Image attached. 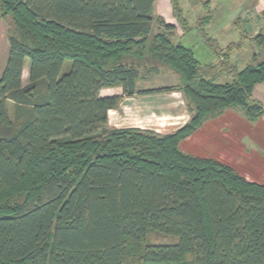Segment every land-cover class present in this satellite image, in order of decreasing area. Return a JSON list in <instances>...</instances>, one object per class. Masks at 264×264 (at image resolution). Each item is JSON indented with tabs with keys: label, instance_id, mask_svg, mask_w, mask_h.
Wrapping results in <instances>:
<instances>
[{
	"label": "trees",
	"instance_id": "obj_1",
	"mask_svg": "<svg viewBox=\"0 0 264 264\" xmlns=\"http://www.w3.org/2000/svg\"><path fill=\"white\" fill-rule=\"evenodd\" d=\"M154 2L0 0V18L10 19L0 76V264H264V185L179 148L225 110L264 117L251 96L264 61L237 68L230 56L250 34L220 47L207 32L212 15L190 25L180 0H170V23L153 17ZM176 24L198 31L216 62L174 42ZM251 39L264 49L263 32ZM146 62L169 67L179 85L137 89ZM115 87L122 96H100ZM174 91L189 115L174 132L108 127L124 96Z\"/></svg>",
	"mask_w": 264,
	"mask_h": 264
},
{
	"label": "crops",
	"instance_id": "obj_2",
	"mask_svg": "<svg viewBox=\"0 0 264 264\" xmlns=\"http://www.w3.org/2000/svg\"><path fill=\"white\" fill-rule=\"evenodd\" d=\"M220 12L221 8H214L211 10L213 20L207 23L206 28L209 36L215 38L220 47H226L227 45L234 43L228 42L230 40H227L228 32L224 33L220 29L212 31L213 27H216V24L222 26V28L225 27V25H221V20V24L216 23L215 21L217 14ZM259 12L263 13L264 8H261L258 13ZM223 18L226 19L225 16ZM226 27L228 28V26ZM176 28L179 29L177 24ZM219 33L223 34L224 38H220L218 36ZM255 33L256 31L253 32V34ZM253 36L254 35L251 34L250 37L245 39L242 48L240 50H234L230 58L241 53L243 50L245 51V49L249 47L251 48L252 52L250 56L247 57V61L248 64H250L253 57L256 56V47L253 46L254 43L251 39ZM178 37L181 38L178 41H180L182 45L191 48L193 51V46H198L199 40L200 43L205 47L198 35V32L195 30L187 34H185L182 30L180 31ZM217 37L224 41L225 44L220 43ZM197 38L198 41H196ZM259 48L263 49L262 47ZM202 53L208 54V58L210 60L208 63L216 62L215 56L206 47ZM7 57L8 48L6 29L2 28L1 26L0 75L5 67ZM28 71L29 63H27L25 60L22 70L23 86L28 83ZM139 73L141 78H146V73L151 74L152 72L148 73L146 68L144 71L145 75L141 76L140 69ZM26 74L27 80H24V75ZM221 81H229V78H222ZM113 89H115V94H109V92H107ZM137 89L146 90L141 89V87L138 86V82ZM99 94L101 97L123 95L122 89L120 87L103 89ZM251 96L253 99L260 102L264 107V82L257 83L253 86ZM9 106L12 107L11 105ZM111 111H115V128H138L143 130H151L160 134L171 132L183 126L189 119V115L186 111L181 94L177 91L170 93L146 94L141 96H124L118 108L115 110H110L108 113L111 114ZM131 113H133L134 116H131ZM120 114L123 115L121 116ZM179 148L184 153L194 157L214 159L221 164L232 168L245 180L264 185V117H260L256 121L250 122L240 111L236 109L225 110L219 116L204 122L198 129L183 139L179 143Z\"/></svg>",
	"mask_w": 264,
	"mask_h": 264
},
{
	"label": "rangeland",
	"instance_id": "obj_3",
	"mask_svg": "<svg viewBox=\"0 0 264 264\" xmlns=\"http://www.w3.org/2000/svg\"><path fill=\"white\" fill-rule=\"evenodd\" d=\"M180 3L183 8V11H185L184 12L185 18L187 19L188 23L193 26L195 25L196 21L199 18L212 15L211 13L212 9L221 8V12L217 14V18H215V21L216 23H220L221 20L222 24L221 23L220 24L223 26L225 25V27L222 28V26L216 24V27H213L212 31L220 29L224 33L228 32L229 37L227 36V40L230 39L228 42L237 43L238 41H240L243 35L249 36V34L250 35L252 34L255 36L258 32L264 33V13L261 12L258 13V11L261 8H264V0H180ZM171 9L172 8H171L170 0H155L152 15L153 17L162 16L166 21L175 22L170 14ZM224 16L226 17V19L223 18ZM238 16L242 19L238 20L239 19ZM212 20L213 17L211 18V21ZM9 23H10L9 17L7 20H3L0 18V27L2 26V28L6 29V33L10 28ZM177 26L179 28V29L176 28L178 31L175 29L176 31H174L171 34V37L173 38L174 42L181 39L178 36L180 34V31H182V29L180 25L177 24ZM226 26H228V28ZM153 29H154V33L158 32V30H161L156 25L154 26ZM254 31H256L255 34H253ZM218 36L220 38H224L223 34L221 33H219ZM219 37H217L218 41H220V43L222 44H225V42L222 41ZM196 41H198V38L196 39ZM198 43H199L198 46H193L194 51L196 53V57L202 63H208V61H210L208 58V54L202 53V51L205 50V47L200 43V40L198 41ZM253 46L256 47L257 62L264 61V49L257 47L256 44H254ZM7 48H8V42H7ZM251 52H252L251 48L247 47L245 51L243 50L241 53L236 54L232 58H230V62L233 65H235L237 68L242 69L244 66L248 64L247 57L250 56ZM26 62L29 63L28 60H26ZM151 66H156V68L158 69L152 72L151 74L146 73L147 76L146 78L142 77L138 80V86L141 87V89L157 88L161 86L174 87L179 85L180 80L178 75L174 73L169 67L158 63L155 64H153L152 62L144 63V65H142L140 68L141 76L145 75L144 71L146 70V68H149ZM24 80H27V74L24 75ZM107 92H109V94H115V89ZM120 115L122 116L123 114ZM130 115L134 116L133 113H131ZM9 116L12 117L10 106H9ZM108 127L115 128V111H111V114L108 113ZM175 130L168 133H172ZM149 238L153 242L168 241L167 239L158 237L155 234L154 235L151 234Z\"/></svg>",
	"mask_w": 264,
	"mask_h": 264
}]
</instances>
